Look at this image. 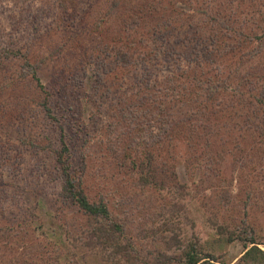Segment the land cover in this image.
<instances>
[{"label":"trees","instance_id":"1","mask_svg":"<svg viewBox=\"0 0 264 264\" xmlns=\"http://www.w3.org/2000/svg\"><path fill=\"white\" fill-rule=\"evenodd\" d=\"M4 1L19 12L0 8V135L17 134L20 141L0 142V153L20 143V154L33 148L53 157L61 179L56 209L61 215L50 211L51 222H61L68 212L84 219L72 231L64 227L66 241H80L77 250L92 257L91 263L96 256L103 264H218L214 253L203 250L200 223L187 212V202L195 199L198 173L223 185L226 171L237 168L243 174L247 159L264 144L259 133L264 73L248 64L264 50V0L248 5L205 0L207 11L195 13L176 8L174 0ZM192 2L182 1L189 7ZM211 7L218 11L210 13ZM257 14L262 26L252 28L249 24L260 20ZM249 16L257 18L246 20ZM49 60H60L62 68L45 85L39 73ZM90 66L97 78L87 95L82 91ZM83 97L93 106L87 123L78 103ZM74 122L84 138L79 153ZM96 157H113L111 176L100 173ZM179 164L190 184L177 183ZM115 177L126 182L124 188L157 192L162 203L154 221L159 224L143 236L165 248L144 254L127 237L118 212L124 197ZM92 179L97 198L88 193ZM251 199L243 204L246 216ZM40 216L36 230L47 237L46 223L40 221L46 214ZM241 227L225 231L229 242L244 244L237 264H264V243L247 221ZM3 230L0 226V240L7 233ZM54 235L53 247L44 251L60 262L71 250ZM36 263L52 264L43 258Z\"/></svg>","mask_w":264,"mask_h":264},{"label":"rangeland","instance_id":"2","mask_svg":"<svg viewBox=\"0 0 264 264\" xmlns=\"http://www.w3.org/2000/svg\"><path fill=\"white\" fill-rule=\"evenodd\" d=\"M2 1L0 8H8L9 11L19 12V8H15L13 3ZM182 1L174 0L176 8L185 10L188 13H192L193 10L194 13L203 11V9L207 11V7L204 5L206 3L205 0H193L192 8L187 6V4H183ZM238 1H247L248 5L250 0ZM210 9L208 11L212 14L218 11L214 7L212 10ZM243 9L241 8V10ZM252 10L255 11L253 8ZM256 16L246 17V20L260 19L258 21L254 20L253 23L249 24L252 28L262 26L260 24L263 21L261 16L258 14ZM248 64L255 67L258 72L264 73V50ZM58 68H62L60 60L55 63L49 60L45 63L39 73L42 83L48 85L56 76ZM88 73V77L85 79L87 92L85 89L82 92L91 95L94 80L97 78L96 68L90 66ZM71 89H73L72 86ZM2 99L5 101L4 97ZM72 99H75V97L73 96ZM78 103L84 110L85 123H87L93 106L86 97H83ZM11 112L16 114L13 109ZM65 118L68 120L66 114ZM70 126L71 132L74 134L73 131L75 130L77 136H79L75 139L77 153H79L81 152L80 145L84 139L82 137L83 134L81 136L80 133L82 131H77L76 122L74 124L71 123ZM262 128L259 129V133L264 137V126ZM73 137L75 138V136ZM18 139L20 141V136L17 134L7 137L0 135L1 143H6L8 140L17 143ZM15 145H17L16 149L4 154L0 153V226L4 228L3 233L7 232L3 236L4 238L0 240V264H37L36 260L39 258L49 259L52 264H83L85 260L91 263L93 261L92 257L83 253L84 251L79 252L77 250V244L80 241L74 238L70 242L66 241L69 234H65L64 230V227L66 231H72L74 227H80L81 222L84 223V219L80 215L68 212L65 214L68 216L63 218L61 222L59 220H55V223L51 222L52 218L49 216V212L51 211L54 214H60L61 212L56 210L60 208L61 179L53 170L55 160L53 157H46L47 153L39 152L38 154L33 148L24 154H20L19 150H24V148L20 146V143ZM96 149L98 148L96 147ZM7 155L10 156L6 157ZM80 156L78 154L75 157L76 164H79L77 161H80ZM112 158L96 157L95 162H98L96 167H100L99 171L101 174L105 173L111 176L113 173ZM247 160H249L248 169L246 171L242 170L243 174L236 170L237 168L226 171L227 175L223 185L218 179L207 178L200 173L196 175L195 185L191 182L194 185V189H196L195 199L187 202L188 204L190 203L187 206V212L190 216L196 217V220L200 223V227L197 229L199 232L196 231L202 237L203 250L208 253H214L218 259V264H237L244 254L245 247L243 242L236 239L229 242V236L225 234L226 230L232 232L238 227L242 229V221H247L249 225H252L255 229V235L257 234L256 237L264 243V144L260 146V152L256 157H250ZM90 172L96 173L94 170ZM176 174L177 183L190 184L189 175L183 165L179 164L177 166ZM115 180L118 184H121L118 187L121 192L118 191V193L124 197L123 204L120 205L121 209L118 212L126 225L127 237L131 236L133 240L137 241L144 254L149 253V250L155 251L158 247L165 248L158 241L144 238L143 236L144 231L147 230L149 234V230L159 224L154 221L160 211L159 205L162 203L157 192L155 190L148 191L149 189L146 192H137L131 186L124 188L122 185L126 183L125 181H121L116 177ZM92 181L94 182L92 179L87 184L92 187L88 193L91 197L97 198L98 191L94 188L95 183L93 184ZM117 183H114V186ZM219 185L222 186L220 187ZM249 197L252 198V202L249 204L250 208L247 212L248 216H246L243 204ZM220 201L224 203V207L219 206ZM226 202H228V205L225 208ZM155 212H157V215L154 214ZM42 214H46V218L40 221L46 223L47 237H43L40 231L36 230V222L41 219L40 215ZM1 219H3V222H1ZM209 220L213 223L209 222ZM87 226L91 227L89 223ZM218 226L222 230H217ZM219 231H222L220 233L223 234L220 235ZM56 232L66 242V250H71L70 253L66 254V258L61 259L60 262H56L57 260L54 257L51 259L50 254L45 253L46 250L44 251V247L49 249L53 247V241L56 240L54 235ZM166 236L169 237L170 234H166ZM191 236L192 231L185 236L184 243H187ZM158 237L162 238L160 235ZM242 237L250 236L243 234ZM260 247L264 250V244H261ZM82 258L83 261H81ZM93 263L103 264L96 256Z\"/></svg>","mask_w":264,"mask_h":264}]
</instances>
